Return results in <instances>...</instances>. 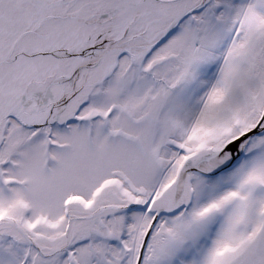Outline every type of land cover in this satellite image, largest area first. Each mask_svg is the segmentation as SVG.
<instances>
[{"label":"snow or ice","instance_id":"6c2138e0","mask_svg":"<svg viewBox=\"0 0 264 264\" xmlns=\"http://www.w3.org/2000/svg\"><path fill=\"white\" fill-rule=\"evenodd\" d=\"M0 264H264V0H0Z\"/></svg>","mask_w":264,"mask_h":264}]
</instances>
